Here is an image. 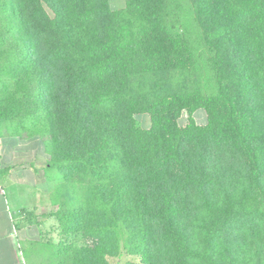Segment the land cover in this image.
I'll return each mask as SVG.
<instances>
[{
  "label": "trees",
  "instance_id": "trees-1",
  "mask_svg": "<svg viewBox=\"0 0 264 264\" xmlns=\"http://www.w3.org/2000/svg\"><path fill=\"white\" fill-rule=\"evenodd\" d=\"M6 136L56 173L17 226L55 264H264V0H0Z\"/></svg>",
  "mask_w": 264,
  "mask_h": 264
},
{
  "label": "crops",
  "instance_id": "crops-1",
  "mask_svg": "<svg viewBox=\"0 0 264 264\" xmlns=\"http://www.w3.org/2000/svg\"><path fill=\"white\" fill-rule=\"evenodd\" d=\"M47 159L48 156L39 140L21 139L9 136L0 138V169H7V172L0 176V212L4 214L6 220L12 221L11 225L13 228V231L9 229L6 230V233L2 236V238L4 237L7 239L10 244L8 247L5 246L3 250L0 248V264H4V261L8 256L10 257V255L13 258L11 264L24 263L20 251L21 247H19L18 236H16V233L19 231L26 230L29 232H22L25 234L22 236L21 240L29 241L30 243H32V241L36 243L39 242L45 250H54L56 242L49 239V237L45 240L47 232H49L50 229L47 232L42 229L43 226L45 227L47 224H51V219L44 220L40 218V223L38 225L23 224L20 228L17 227L18 224L24 221L25 212L40 215L53 209L50 193L54 188V182H49L47 178L49 185L47 188H42L38 187L34 181L39 175L43 178L47 177V171L44 170ZM26 173H31L29 174L30 176L33 175L34 178L31 183L22 181ZM8 190L10 198L8 196L6 197ZM11 208L15 212V220L12 219L10 214L8 215ZM49 240L50 243H47ZM55 262V260L51 261L49 259L47 264H55Z\"/></svg>",
  "mask_w": 264,
  "mask_h": 264
},
{
  "label": "rangeland",
  "instance_id": "rangeland-1",
  "mask_svg": "<svg viewBox=\"0 0 264 264\" xmlns=\"http://www.w3.org/2000/svg\"><path fill=\"white\" fill-rule=\"evenodd\" d=\"M125 5V0H109V6L112 10H118L120 8H122ZM138 120V123L141 125V127H148L150 124L149 121V117L146 115H139L136 117ZM193 118L195 120V122L199 125L204 124L206 122V117H205V113L202 110L197 111L194 115ZM187 119H188V115L186 113H183V115L181 116V118L179 119V124L181 126H185L187 123ZM31 173H26L24 175V177L22 178L24 182H28L31 183V181H33V175H29ZM47 177L43 178L42 176H38L37 179H35L34 181L36 182V184L38 185V187H44L47 188L49 185V182H51L52 180V176H56V173H54V171H51L50 173H46ZM51 179H50V178ZM32 178V179H31ZM47 178L49 180V182L47 181ZM5 185L6 182L4 181ZM27 184V183H25ZM9 190L7 191L6 197L9 196ZM12 216V219L15 218V212L14 210L11 208L10 212H8V215ZM10 218V217H9ZM15 220V219H14ZM12 221L10 220H6L4 217V214L0 212V248H2V250L5 248V246H9V241L7 239H5L4 237L2 238V236H4L3 234L6 233V230H12ZM48 225V224H47ZM43 226L42 229L45 230L46 232L50 229L48 226ZM29 233L28 231H19L18 233H16V236H18V241H19V247H21V254L23 257V264H47L49 261V258L52 254V252L54 250H45L44 248H42L41 243H36L35 241H32V243H30L29 241H23L21 240L22 236L25 233ZM44 234V233H43ZM42 234V235H43ZM55 234V235H54ZM49 237V239L54 240L56 243L58 241H60L59 237L57 236L56 233H50L47 232V235L45 237V240H47V238ZM65 243H70L72 242L70 239H66L63 240ZM82 243L90 245L91 242L89 240H77L76 244L77 245H81ZM7 257V256H6ZM111 262H113V264H124L126 262H136L137 264H142L139 262L138 257L134 256V255H125L123 253H121V256L119 258H115V259H110ZM13 261L12 256L10 255V257L8 256L6 258V260L4 261V264H11Z\"/></svg>",
  "mask_w": 264,
  "mask_h": 264
}]
</instances>
